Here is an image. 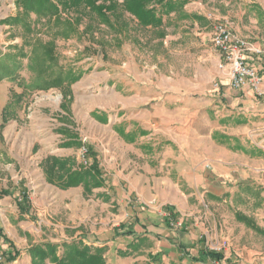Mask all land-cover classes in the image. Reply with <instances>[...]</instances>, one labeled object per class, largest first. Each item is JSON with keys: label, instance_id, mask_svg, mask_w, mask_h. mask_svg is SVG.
I'll return each instance as SVG.
<instances>
[{"label": "crops", "instance_id": "0c3cea01", "mask_svg": "<svg viewBox=\"0 0 264 264\" xmlns=\"http://www.w3.org/2000/svg\"><path fill=\"white\" fill-rule=\"evenodd\" d=\"M16 1L0 0L1 45ZM255 1L258 16L244 13L233 30L264 47V5ZM211 54L215 70L193 76L169 61L157 72L97 63L58 109L28 116L26 97L6 120L23 91L0 82V264H32L34 244L80 240L105 247L111 264H264V62L249 60L257 87L234 89L214 46ZM84 147L98 167L95 188L77 175ZM53 157L63 170L50 172ZM97 226L112 229L99 236Z\"/></svg>", "mask_w": 264, "mask_h": 264}, {"label": "rangeland", "instance_id": "374dc122", "mask_svg": "<svg viewBox=\"0 0 264 264\" xmlns=\"http://www.w3.org/2000/svg\"><path fill=\"white\" fill-rule=\"evenodd\" d=\"M178 1H184V7L171 13L170 16L163 17L166 24L164 25L165 28H163L166 31L164 38L157 36L159 30L161 31L163 29L137 26L134 17L124 11L122 6L123 0L117 1L114 9L108 14L110 21L108 25L100 22L90 12L83 14V16L76 11L64 12L62 14L63 20L67 19L71 22H76L78 19L81 20L77 33L69 39L55 37L56 34L54 31L47 30L45 20L38 22L37 33L34 32L29 35L26 34L25 36L21 27H12L13 30L6 40L10 41L9 44H0V76L6 74L5 78H0V82L12 83V80L8 76L13 75L14 72H18L22 78V81L18 83V88L24 91L20 84L24 85L33 80L34 74L30 69L31 63H29L28 58L22 60V67L19 69H16V65L19 63L18 61L13 63L6 62L8 56L19 54L18 49L11 50V47H22L25 38L32 41L37 38L43 43L55 40L56 48L54 49V56L56 70H61L63 73L66 72L69 74V76L76 77V80L71 85L64 86V89L51 88L46 91L27 92V97L31 98L30 104L26 107L28 116H31L33 110L38 107L50 109H58L61 107L66 96L65 90L84 78L97 63H111L121 67L123 70L130 68L132 65H137L144 71L157 72L161 69V65L169 61L175 71L180 72L182 75L184 70L185 74L193 76L195 71L200 68L212 72L215 70L214 56L211 54L214 24L226 23L234 28L238 26L237 21L244 16V13H248L253 18H256L258 12H260L259 9L253 7L258 5L253 3L256 2L255 0ZM261 2L264 5V0H261ZM16 3L17 1L14 3L16 5L15 10L11 7L13 17L19 11ZM250 6L253 9H250ZM32 19L36 21V16L33 15ZM244 25L247 26L246 23ZM240 27H242L241 24ZM24 52L29 56L32 52L31 47H25ZM42 92L48 95L50 94V98H38L36 100L33 98L34 95ZM56 95L62 96L59 103L55 102ZM83 151H86V154ZM88 154V148L84 147L81 150V157L85 167H90L91 165ZM84 155L88 159V164L84 162ZM99 215L100 213L97 217ZM112 215L109 217L114 221H120L122 218L117 212H113ZM105 216L106 213H102L101 217L105 218ZM111 229V226L93 227V230L99 236L106 234ZM85 237L86 241L91 242L97 236L95 233L89 231ZM246 238L248 237L244 236L243 238L245 243ZM53 243L62 244L59 242ZM122 246L121 244L119 245L120 248ZM111 254H113V257L124 258V255L120 253L116 254L114 251L113 253H108V256L111 257ZM145 257H147L146 254H144L143 258ZM123 261L126 262L127 260L123 259ZM107 263L111 264L109 260Z\"/></svg>", "mask_w": 264, "mask_h": 264}, {"label": "trees", "instance_id": "16d2710c", "mask_svg": "<svg viewBox=\"0 0 264 264\" xmlns=\"http://www.w3.org/2000/svg\"><path fill=\"white\" fill-rule=\"evenodd\" d=\"M117 1L119 0H17L16 4L19 9L17 15L8 19L5 23L12 27H21L25 36L34 32L37 33L38 22L45 20L47 30L54 31L55 37L69 39L77 33L81 20L78 19L76 22L63 20L62 14L64 12L76 11L82 16L90 12L100 22L108 25L110 24L108 14L114 9ZM184 5V1L180 2L178 0H123L122 3L124 11L134 17L137 26L159 29L165 28L164 16H170L171 13L182 9ZM33 15L36 16V21L32 19ZM165 32V29L159 30L157 36L164 38ZM25 47H31L32 49L29 56L24 52ZM55 48V40L43 43L37 38L34 41L25 38L22 47H11V50L18 49L19 54L8 56L6 62L18 61L16 69H19L22 67V60L28 58L34 78L29 83L20 84L24 89L21 94H12L11 103L9 102L3 111L4 120L11 113L12 103L19 104L22 102L27 97V92L46 91L51 88L64 89V86L71 85L76 80L75 76H69L66 72L56 70ZM5 77L6 74L0 76L1 79ZM8 77L12 82L22 81L18 72H14L13 75ZM46 163L50 165V172L56 168L63 170L65 167V163L55 157L49 158ZM77 175L93 188L98 187L100 184L96 163H93L90 167L81 168ZM77 175L75 173L67 175L69 186L73 184L72 180ZM133 234V228L122 233L123 236ZM1 235L2 232H0ZM106 251L105 247H94L80 240L63 242L61 245L50 242L32 245L28 250V254L31 257L32 264H108ZM202 255L200 259H202ZM18 256L19 253H16L14 258H10V261H15ZM206 256L216 257L217 254L209 252ZM160 261L158 255L151 258V262Z\"/></svg>", "mask_w": 264, "mask_h": 264}, {"label": "built area", "instance_id": "2783aa9c", "mask_svg": "<svg viewBox=\"0 0 264 264\" xmlns=\"http://www.w3.org/2000/svg\"><path fill=\"white\" fill-rule=\"evenodd\" d=\"M11 7L13 10L16 9L14 3ZM212 44L218 51L221 68L228 67L232 88L241 89L247 83L257 87L261 83L262 78L258 70L249 63V60L253 56H259L264 62V47L257 46L254 42L243 38L226 23L214 24ZM49 96L50 94L42 92L34 95L33 98L36 100L38 98H50ZM55 98V102L59 103L62 96L56 95ZM83 152L86 154V151ZM83 159L85 164H88L86 155L83 156Z\"/></svg>", "mask_w": 264, "mask_h": 264}]
</instances>
